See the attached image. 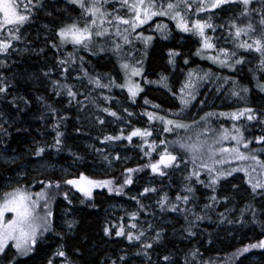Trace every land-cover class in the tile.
I'll return each instance as SVG.
<instances>
[{
    "label": "trees",
    "instance_id": "trees-1",
    "mask_svg": "<svg viewBox=\"0 0 264 264\" xmlns=\"http://www.w3.org/2000/svg\"><path fill=\"white\" fill-rule=\"evenodd\" d=\"M22 1L33 11L29 25L51 26L59 31V40L48 45L54 60H48L47 55L18 57L16 64L0 69V148L21 152L33 146L32 160L46 157L61 164L69 162L81 176L53 175L34 181L22 177L20 187L34 199L41 197L40 209L50 213L53 227L39 239L32 256L19 258L16 250L8 248L0 253V264H130L125 263L132 256L129 250L116 254L121 244L118 230L109 228L102 215L105 206L113 202L133 203V193L139 190L162 198L159 207L138 201L128 216L139 227L131 240L154 231L149 247L135 248L137 256L145 252L148 257L143 264H151L153 259L156 264H254L253 258L264 263V184L255 188L246 182L245 173L239 172V191L221 187L234 173L208 187L204 174L209 175L205 168L209 164L175 141L192 129H219V125H223L220 129H234L236 125L249 144L248 152L264 164V0L248 7L240 5L228 17L224 12L210 16L203 23L202 38L194 27L202 9L191 5L178 11L186 23V32L176 29L186 38L183 52L175 41L160 40L148 26L138 25L134 10L120 2L114 9H106L112 0ZM42 8L50 13L42 14ZM247 28L253 30L250 38L262 41L256 55L250 51L255 50L252 45L244 46L254 41H247L243 33ZM69 33L84 37L75 41ZM207 44L210 48H205ZM171 50L188 54L184 64L197 60L228 72L241 67L238 77L252 83L257 106L206 110L194 123L146 106L147 96L170 103L142 79L145 73L166 70L165 54ZM243 54L254 55L256 60L245 66ZM29 74L41 75V82L24 80ZM118 76L122 81L126 78L127 84ZM118 91L125 94L141 123L117 113L110 103L100 101L99 106L105 107V116L125 120L127 129L118 138L135 147L136 155L118 171L100 175L95 172L91 149L82 142L99 134L85 131L73 119L77 107L89 105L96 99L94 95L106 99ZM164 153L168 156H162ZM187 156L193 160L191 178L181 172ZM16 167H0V189L18 174ZM209 176L214 179L213 174ZM93 181L98 182L97 189ZM166 219L174 224L162 227L160 221ZM174 229L180 231L181 239L172 238Z\"/></svg>",
    "mask_w": 264,
    "mask_h": 264
},
{
    "label": "rangeland",
    "instance_id": "rangeland-1",
    "mask_svg": "<svg viewBox=\"0 0 264 264\" xmlns=\"http://www.w3.org/2000/svg\"><path fill=\"white\" fill-rule=\"evenodd\" d=\"M254 1L261 0H112L106 9H114L119 6L118 2L132 8L135 14L134 21L137 20L138 25L148 26V29L155 32L160 40L169 43L175 41L182 51L186 38L183 34H178L176 29L186 32L184 29L186 23L183 17L178 16V11L187 10L191 5L202 9L198 20L194 22V27L202 38L206 28L203 23L210 16L216 17L224 12L228 17L232 10L240 5L248 7ZM22 4H24L22 0H0V69L16 64L18 57L47 55L48 60H54L48 45L54 40H59V31L43 23L30 26L29 19L33 11L30 7ZM47 13H50L48 9L42 10V14L46 15ZM258 20H263V17H258ZM99 21L97 19V22ZM243 33L249 38L247 41L254 40L253 43L246 42L244 46L247 48L252 45L255 50L250 51L256 55L255 53H258L263 45L262 41L253 39L254 36L250 38L253 33L251 28L243 30ZM81 35L78 33L75 37L69 33L68 37L79 41L84 37ZM205 48H210V45L207 44ZM181 51L171 50L165 54L166 70H162L159 74L145 73L143 75L144 84L149 89L160 91L166 95L170 102L165 105L147 96L144 99L146 106L164 116L193 123L202 117L206 110L257 106L256 100L253 98L252 83L247 79L238 77V71L242 73L241 67L234 72H228L218 70L195 59V61L184 64V60L188 59V54H183ZM254 55H241L245 66L256 60ZM40 77L39 74H29L23 79L37 84L38 81L41 82ZM116 78L121 83L123 82V85L127 84L126 78L123 81L119 76ZM81 85L86 86L83 83ZM103 94L101 92V95ZM124 95L123 92L118 91L114 96L110 95L109 98L105 99V97L96 94L94 95L96 99L91 101L89 105L77 107L75 111L74 124L87 132L99 134V137L96 136L97 138H87L82 142L86 149H91L92 156L96 161L95 172L100 175L118 171L129 161L135 159L136 148L130 146L126 139L118 138L124 133V129H127L128 125L124 122L125 120L115 121L105 116L103 114L105 107L99 106L100 101L104 104L110 103L115 107L117 113H123L131 121L141 123L138 114L129 107ZM92 104L96 106V109ZM198 123L201 125L200 122ZM2 125L3 122L0 118V126ZM222 126L219 125V129L212 130V127L210 129L205 127L192 129L185 136H178L175 141L181 144V148L191 153L193 157L202 163L209 164L205 168L210 172L209 175H214V179L204 174L208 187L219 185V178H225L234 173L233 177L221 183V187L224 190L235 192L236 189L239 191L237 189V184L241 179L239 172L245 173L246 182L255 188L262 187L264 184V164L261 159L248 152L249 144L243 139L242 132L236 125L233 126L234 129H220ZM32 148L33 146L27 147L21 152L0 148V167L16 165V169L20 170L16 172L15 169L14 172L18 174L12 180L2 183L3 186L0 189V253L8 248L14 249L19 258L32 256L39 239L51 232L53 227L50 213H46L45 210L43 213L40 209V205H43V202L40 201L41 197L38 196L37 199H34L20 187L24 181L22 177L34 181L38 178L42 179L44 176L53 175L75 179L81 176V173L69 162L61 164V162H55L46 157L32 160L34 157L31 154ZM166 155L165 153L162 154L164 157ZM41 157L44 156L41 155ZM186 158L187 163L181 167V172L184 177L191 178L193 160L189 156ZM97 184L96 181L92 182L94 189L98 188ZM133 195L136 197V201L133 200V203L130 201L113 202L106 205L102 217L108 223L109 228L118 230V240L121 244L118 246L119 251L116 254H120L123 249L129 250L132 256L125 263L143 264L148 261V257L143 255L145 252L137 256L135 248L149 247V243L154 237V231L150 230L147 232L148 235L144 237L142 235L134 236V239L131 240L132 235L138 231L139 227L136 220L129 219L128 216L136 210L138 201L145 200L152 207H159L162 204V198L160 194H149L143 190L134 192ZM155 202L159 204L157 205ZM160 224L165 227L166 225H173L174 222L166 219L160 221ZM179 235L180 231L174 229L172 238L181 239V235ZM251 262L264 264L259 263L257 258H253ZM151 264H156V259H153Z\"/></svg>",
    "mask_w": 264,
    "mask_h": 264
}]
</instances>
